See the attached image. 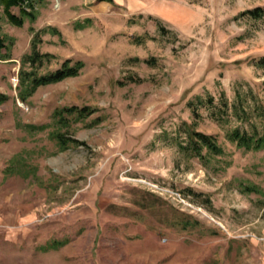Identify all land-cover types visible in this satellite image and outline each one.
<instances>
[{"label":"rangeland","instance_id":"rangeland-1","mask_svg":"<svg viewBox=\"0 0 264 264\" xmlns=\"http://www.w3.org/2000/svg\"><path fill=\"white\" fill-rule=\"evenodd\" d=\"M32 7L34 21L21 27L0 11L7 55L0 93L8 97L0 105V264H264V150L224 139L233 128L264 133V71L250 63L264 56V15H239L264 0H39ZM45 27L60 39L41 35L38 51L54 58L39 72L65 59L84 66L21 104L19 59L30 28ZM220 99L225 125L210 118ZM69 106L97 109L69 131L84 146L59 152L48 129L22 128L48 124L55 108ZM181 122H194L222 148L207 168L172 145ZM240 185L261 194H243ZM52 240L66 243L42 251Z\"/></svg>","mask_w":264,"mask_h":264},{"label":"trees","instance_id":"trees-1","mask_svg":"<svg viewBox=\"0 0 264 264\" xmlns=\"http://www.w3.org/2000/svg\"><path fill=\"white\" fill-rule=\"evenodd\" d=\"M34 1L39 0H0V11L6 21L15 26L21 27L23 20L27 19L29 23H32L35 19L34 9L32 7ZM97 3H111V0H95ZM12 9L17 10V15L12 13ZM241 17L246 16L250 19L257 20L264 15V7H256L251 10H246L239 14ZM85 25L81 23H75L74 28L81 30ZM161 30V27H158ZM31 38L29 40V51L23 54L19 59V67L16 74V85L14 87L15 99L21 104H26V101L35 93L38 88L57 84L65 79L74 78L79 75L83 68L81 61H72L70 59L63 60L55 69L47 70L45 72H39L41 69L47 67L50 61L54 58L47 53H40L37 49L41 44V35L49 34L56 36L60 39V33L53 27H45L36 31L30 28ZM6 50V45L3 39L0 37V60H6L7 55H2L1 51ZM253 67L264 71V56L252 60L250 62ZM126 82L137 83L140 82L138 78L127 76ZM119 86L123 85V82H117ZM264 88V81L262 82ZM8 97L0 93V105L5 103ZM221 100V109L218 113H210V118L218 123L225 125L227 123L226 110L227 104L225 100ZM210 103V99H208ZM198 103L200 100L198 99ZM191 107V104L189 105ZM233 115H239L247 119V113L244 109H238L233 106ZM97 109L91 107H60L55 108L50 114V123L43 125H24L23 130L27 133L41 132L46 129L47 138L52 141L59 152L65 151L69 148L84 146V143L76 140L69 133L71 126L76 123H83L87 118L93 115ZM191 112L195 114L194 108L191 107ZM226 117V118H225ZM100 120V119H96ZM96 121L91 124L94 125ZM90 124V125H91ZM89 125V126H90ZM224 139L234 145L237 149L243 151L257 152L264 150V133L259 134L257 132L248 133L238 128L226 130L224 132ZM172 145L175 147L176 152L184 159H194L202 167L207 168L211 158L221 156L223 154L222 148L217 144L216 139L212 135L204 134L195 130L194 122L188 124L181 122L174 132V136L171 139ZM31 172L30 175H33ZM29 174L27 173V176ZM239 191L243 194H257L260 195L261 191L253 185H240ZM181 228L184 230L188 225H185V221L182 222ZM66 243L65 240L57 241L52 240L41 248L42 251L56 250Z\"/></svg>","mask_w":264,"mask_h":264}]
</instances>
